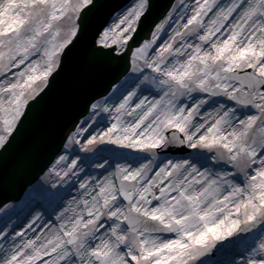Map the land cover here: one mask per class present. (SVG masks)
Masks as SVG:
<instances>
[{
  "label": "snow or ice",
  "instance_id": "1",
  "mask_svg": "<svg viewBox=\"0 0 264 264\" xmlns=\"http://www.w3.org/2000/svg\"><path fill=\"white\" fill-rule=\"evenodd\" d=\"M121 61L37 166L35 106ZM0 264H264V0H0Z\"/></svg>",
  "mask_w": 264,
  "mask_h": 264
},
{
  "label": "water",
  "instance_id": "2",
  "mask_svg": "<svg viewBox=\"0 0 264 264\" xmlns=\"http://www.w3.org/2000/svg\"><path fill=\"white\" fill-rule=\"evenodd\" d=\"M115 2L120 3L121 0ZM158 11L155 9L153 15ZM122 69V61L103 64L79 86L71 84L66 78L57 79L52 91L35 106V119L30 126V135L38 136L41 142V151L35 161L37 166L56 151L64 132L70 130L81 113L86 114L85 108L90 100L108 91ZM8 194L15 195L17 192L10 191Z\"/></svg>",
  "mask_w": 264,
  "mask_h": 264
}]
</instances>
